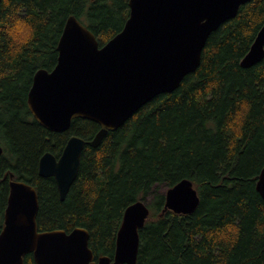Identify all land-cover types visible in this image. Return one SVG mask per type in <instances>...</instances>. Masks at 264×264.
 <instances>
[{
	"label": "trees",
	"instance_id": "16d2710c",
	"mask_svg": "<svg viewBox=\"0 0 264 264\" xmlns=\"http://www.w3.org/2000/svg\"><path fill=\"white\" fill-rule=\"evenodd\" d=\"M128 15V0H0V216L12 175L37 192V231L85 229L96 260L113 258L124 210L145 201L150 214L138 231L136 264H264V201L256 190L264 57L240 65L264 24V0L241 6L209 35L198 68L174 92L146 103L98 147L86 145L63 201L54 179L38 175L43 154L58 158L71 136L90 142L100 127L86 119L61 133L40 126L26 103L34 74L55 67L68 18L102 47ZM185 179L199 197L196 210H164L166 190ZM24 264H35L32 255Z\"/></svg>",
	"mask_w": 264,
	"mask_h": 264
},
{
	"label": "water",
	"instance_id": "95a60500",
	"mask_svg": "<svg viewBox=\"0 0 264 264\" xmlns=\"http://www.w3.org/2000/svg\"><path fill=\"white\" fill-rule=\"evenodd\" d=\"M251 0H128L129 15L119 33L99 47L96 37L70 17L57 43L51 71L38 70L27 95L33 119L50 132L69 129L74 119L95 122L100 129L90 142L71 136L60 156L45 153L38 175L53 178L63 201L77 177L86 145L96 148L156 96L170 94L196 71L209 35L233 19ZM264 57V24L240 65L248 68ZM2 149L0 147V155ZM9 194L0 230V264H136L138 231L149 217L145 201L128 206L116 235L113 258L97 260L88 246L89 233L38 232L37 192L10 176ZM256 190L264 201V167ZM199 197L191 182L182 180L165 192L164 210L191 214Z\"/></svg>",
	"mask_w": 264,
	"mask_h": 264
},
{
	"label": "flooded vegetation",
	"instance_id": "af4514ba",
	"mask_svg": "<svg viewBox=\"0 0 264 264\" xmlns=\"http://www.w3.org/2000/svg\"><path fill=\"white\" fill-rule=\"evenodd\" d=\"M4 209H5V208H4ZM3 214H4V210H3V212H2V214H1V216H0V218H1L0 230H1L2 226H3Z\"/></svg>",
	"mask_w": 264,
	"mask_h": 264
},
{
	"label": "bare ground",
	"instance_id": "6f19581e",
	"mask_svg": "<svg viewBox=\"0 0 264 264\" xmlns=\"http://www.w3.org/2000/svg\"><path fill=\"white\" fill-rule=\"evenodd\" d=\"M141 108H142V107H141ZM117 129H118V128H117ZM117 129H116V130H117ZM185 180H186V179H185ZM172 187H173V186H172ZM166 188H167V187H166ZM146 197H147V196H146ZM146 197H145V198H146ZM145 203H146V202H145Z\"/></svg>",
	"mask_w": 264,
	"mask_h": 264
},
{
	"label": "clouds",
	"instance_id": "9594fccd",
	"mask_svg": "<svg viewBox=\"0 0 264 264\" xmlns=\"http://www.w3.org/2000/svg\"><path fill=\"white\" fill-rule=\"evenodd\" d=\"M11 34V33H10Z\"/></svg>",
	"mask_w": 264,
	"mask_h": 264
}]
</instances>
